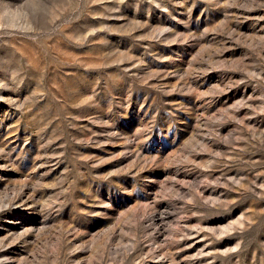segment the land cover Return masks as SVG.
Masks as SVG:
<instances>
[{
  "label": "rangeland",
  "instance_id": "1",
  "mask_svg": "<svg viewBox=\"0 0 264 264\" xmlns=\"http://www.w3.org/2000/svg\"><path fill=\"white\" fill-rule=\"evenodd\" d=\"M0 264H264V0H0Z\"/></svg>",
  "mask_w": 264,
  "mask_h": 264
}]
</instances>
